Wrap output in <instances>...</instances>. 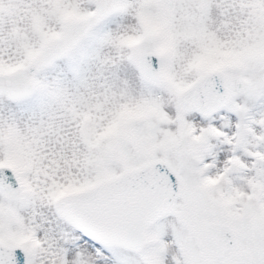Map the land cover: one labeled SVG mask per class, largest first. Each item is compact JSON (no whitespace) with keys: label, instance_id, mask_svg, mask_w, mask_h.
I'll return each mask as SVG.
<instances>
[{"label":"snow or ice","instance_id":"6c2138e0","mask_svg":"<svg viewBox=\"0 0 264 264\" xmlns=\"http://www.w3.org/2000/svg\"><path fill=\"white\" fill-rule=\"evenodd\" d=\"M0 264H264V0H0Z\"/></svg>","mask_w":264,"mask_h":264}]
</instances>
